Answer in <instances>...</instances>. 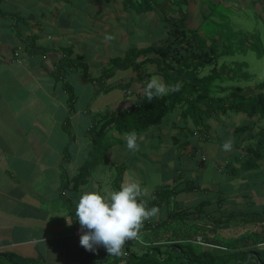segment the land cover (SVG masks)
I'll list each match as a JSON object with an SVG mask.
<instances>
[{"label":"crops","instance_id":"1","mask_svg":"<svg viewBox=\"0 0 264 264\" xmlns=\"http://www.w3.org/2000/svg\"><path fill=\"white\" fill-rule=\"evenodd\" d=\"M246 11L264 20V0H0V253L80 264L79 195L118 190L131 179L149 189V208L158 189H178L145 229L173 205L191 210L207 201L205 212L214 218L264 207V177L236 172L243 153L231 128L242 114L215 116L206 134H189L181 130L180 110L169 109L136 132L135 153L126 147L131 132L106 122L135 106L148 78L161 77L154 63L138 71L113 59L167 42L178 17L187 36L193 30L203 36L202 22L220 24L223 15ZM105 34L115 38L106 41ZM62 63L68 66L61 76ZM229 137L233 148L224 152ZM186 181L192 190H185ZM94 255L114 257L104 247Z\"/></svg>","mask_w":264,"mask_h":264},{"label":"trees","instance_id":"2","mask_svg":"<svg viewBox=\"0 0 264 264\" xmlns=\"http://www.w3.org/2000/svg\"><path fill=\"white\" fill-rule=\"evenodd\" d=\"M183 21L184 17L174 20L169 29L171 39L167 42L130 49L124 57L111 61V64L122 61L133 65L138 71L146 63H154L166 84L179 82L181 89L150 102L142 95L126 115L120 119L109 118L106 122L115 121L120 132L139 133L159 123L169 109L178 108L183 119L181 130L206 134L215 116L223 117V121L230 114H242L244 120L234 128L229 126L233 137L241 139L239 151L243 157L236 161L240 165L236 172L254 173L263 179L264 81L250 88L223 87L226 79L234 77L226 75L223 65L218 66L216 46H222L218 38L207 42L194 30L187 36ZM65 64L57 67L61 76L68 66ZM80 66L82 75H87L86 67ZM185 184V190L194 188L192 182ZM177 193L176 186L158 189L153 193L151 207L173 203ZM208 204L201 201L191 210L173 205L165 219L142 229L139 240L127 241L122 256L113 257L111 261L101 256L99 260L93 258L95 252L81 259L80 264H119L123 256L124 264H264V207L250 212L237 208L214 218L205 212ZM137 242L142 247L140 252L133 249ZM0 264L45 263L0 253Z\"/></svg>","mask_w":264,"mask_h":264},{"label":"clouds","instance_id":"3","mask_svg":"<svg viewBox=\"0 0 264 264\" xmlns=\"http://www.w3.org/2000/svg\"><path fill=\"white\" fill-rule=\"evenodd\" d=\"M114 38L111 34L104 37L106 41ZM181 86L179 82L166 84L161 77L153 75L145 82L142 92L150 102L170 92H178ZM125 138L128 150L133 153L139 151L135 132L126 134ZM233 143L231 137L226 138L221 145L222 150L232 151ZM149 195V189L135 179L121 183L118 190L103 194L95 190L82 191L75 207L81 231L80 245L88 251L103 246L109 256H122L126 242L139 240L144 222L158 217L160 213L159 207H148L146 197Z\"/></svg>","mask_w":264,"mask_h":264},{"label":"rangeland","instance_id":"4","mask_svg":"<svg viewBox=\"0 0 264 264\" xmlns=\"http://www.w3.org/2000/svg\"><path fill=\"white\" fill-rule=\"evenodd\" d=\"M218 21L220 24L206 20L201 23V28L207 42L221 36L217 41L223 45L216 46L218 66L223 65L226 75L234 77H225L223 87L250 88L264 81V20L246 11L223 15Z\"/></svg>","mask_w":264,"mask_h":264},{"label":"built area","instance_id":"5","mask_svg":"<svg viewBox=\"0 0 264 264\" xmlns=\"http://www.w3.org/2000/svg\"><path fill=\"white\" fill-rule=\"evenodd\" d=\"M204 158V157H203ZM74 235H75V238H76V244H77V247L78 249L81 251V259L85 258L87 256L88 253H94L98 250H100L101 248H103V246H98L96 248L95 251H88L86 250L85 248H83L80 243H79V239H80V235H81V231H80V225L78 224L74 230Z\"/></svg>","mask_w":264,"mask_h":264}]
</instances>
